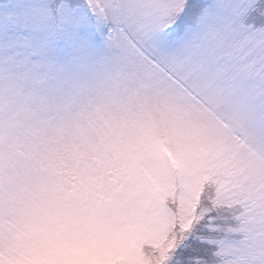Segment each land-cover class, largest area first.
<instances>
[{
    "label": "snow or ice",
    "instance_id": "1",
    "mask_svg": "<svg viewBox=\"0 0 264 264\" xmlns=\"http://www.w3.org/2000/svg\"><path fill=\"white\" fill-rule=\"evenodd\" d=\"M0 264H264V0H0Z\"/></svg>",
    "mask_w": 264,
    "mask_h": 264
}]
</instances>
